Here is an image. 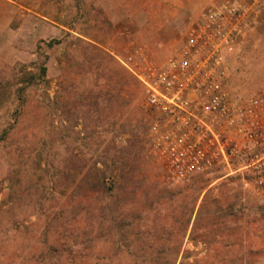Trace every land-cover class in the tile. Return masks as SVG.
<instances>
[{"label": "rangeland", "instance_id": "374dc122", "mask_svg": "<svg viewBox=\"0 0 264 264\" xmlns=\"http://www.w3.org/2000/svg\"><path fill=\"white\" fill-rule=\"evenodd\" d=\"M211 2L0 0V135L16 107L14 90L19 81L29 72H37L44 61L48 67V84L29 91V103L17 129L7 141L0 136V264H20L27 259L32 262L33 258L36 261L35 256L45 247L47 229L53 233L54 228L66 224L83 231L99 221L108 225L117 219L121 208L109 199L103 201V195L98 193L84 195L91 182L88 170L99 146L118 135L123 125L128 127L127 135L118 141L129 139L130 126L138 127L140 145L144 148L143 158L139 160L147 161L145 150L152 119L144 106L142 87L114 55H124L134 42L163 62L177 50L191 21ZM78 38L88 43H81ZM53 39H64V43L51 49L48 43ZM100 55L106 59L104 63L97 60ZM113 68L125 71L131 85L122 89L116 84L109 76ZM233 69L232 92L245 95L264 88V12L261 22L236 52ZM111 89L125 98L129 96L130 104L123 106L122 100L111 103L107 95ZM114 107L116 110L112 112ZM72 154L79 158H73L68 166L63 165ZM138 166L139 184L132 185L137 196L135 201L128 202V208L137 204L145 193L153 195L162 188L177 193L183 186L197 181L195 178L202 177V182L176 194L175 200L158 204L157 217L152 215L142 224L153 226L160 220L171 226L172 215L174 219L181 208H191L196 202L194 220L207 192L212 198H220L219 204L224 207L241 195L246 216L234 223L241 229L237 232L227 229L213 242L211 261L220 253L230 260L228 264H248L250 249L264 250V213L261 212L264 206L243 189L240 174H229V169L220 167L205 175L168 184L153 161ZM202 185L205 189L200 194L198 189ZM74 190L81 193L73 196ZM102 202L111 207L106 214L98 210ZM57 236L53 234L52 239ZM145 236L146 242L155 239V235ZM67 239L60 236L59 242ZM114 239L113 234L106 232L94 245L92 238L83 241L80 248L83 247L85 256L80 264H98L95 260L100 258V264H105L103 258L110 264H119L123 255L122 264H129L132 256L141 260L146 255L142 239L133 245L126 239L117 244ZM232 242L235 247L227 248ZM184 250L192 252L191 264H203L204 261L198 260L208 256L205 244L196 246L188 238L184 240ZM253 260L264 264V251Z\"/></svg>", "mask_w": 264, "mask_h": 264}, {"label": "built area", "instance_id": "2783aa9c", "mask_svg": "<svg viewBox=\"0 0 264 264\" xmlns=\"http://www.w3.org/2000/svg\"><path fill=\"white\" fill-rule=\"evenodd\" d=\"M263 12L264 0H212L163 62L134 42L114 55L143 89L148 156L166 183L223 167L264 206V88L231 90L235 54Z\"/></svg>", "mask_w": 264, "mask_h": 264}, {"label": "trees", "instance_id": "16d2710c", "mask_svg": "<svg viewBox=\"0 0 264 264\" xmlns=\"http://www.w3.org/2000/svg\"><path fill=\"white\" fill-rule=\"evenodd\" d=\"M78 41H81V43H88L87 40L82 38H78ZM63 43L64 39H53L48 43V47L52 49ZM97 60H99V63H104L106 59L100 55V58ZM109 76L111 79H115V83L119 84L122 89L131 85V79L127 77L123 70H116L113 68V70L109 71ZM47 84L48 67L46 61L39 65L37 72H29L25 78L19 81L14 90L16 107L10 114L8 124L2 128L0 135L1 140H9L14 130H16L20 124L29 103V91L37 86L44 87ZM115 92H117L115 89H111L107 93L111 103L122 100L124 103L123 106H128L130 104L131 99L129 96L125 98V96H121L122 93L120 91V94H115ZM119 109H121V107ZM115 110V107L111 109L112 112ZM94 113H96V111ZM130 127L132 130L131 134H129V139L118 141V138H123L124 135H127L128 127L123 125L122 131L111 139L110 142L99 146L96 159L87 173V176L89 174L91 176L90 188L88 187L86 191H84L86 197L92 193L102 194L103 201L109 199L118 209L121 208L120 215H118L117 219L113 220V222L108 225L105 221H99L97 224H92L91 229L83 231H80V227L66 224H61L59 228H54L53 233L47 229L44 234L45 247L39 256H35V259L37 258L36 261L33 258V263V261L31 262L27 259L20 264H66L63 259L70 261L72 264H80V259H84L85 256V253L82 251L83 247L80 248L83 241H88V238H92V244L94 245V243H97V238L101 237L106 232H110V234L115 236L116 239L114 240L116 241L114 242L117 244L125 239L129 242V245H133L136 241H140L141 239L144 241L142 248L147 250L145 253L146 255L141 260L136 256H132L131 259L128 258L130 261L129 264H191L192 252L190 250H184V240L186 238L196 246L203 243L207 247L208 256L198 260L199 262L203 263L204 261L210 264H228L230 262V260H227L226 257L220 255V253L214 255V260L211 261V252L213 251L211 245L214 241H217L225 230L228 229L237 232L241 229L239 225L234 224L237 218L246 216V208L243 207L241 203V195H237L232 201L229 200L228 204L224 207L219 204L220 198H212L211 194L207 192L194 220L196 202L191 208L187 207L185 209V206L181 208L179 214L176 216L177 218L175 217L173 219L172 215V220L169 224L172 222L174 223L171 226L160 220L153 226L144 225L142 222L152 217V215L156 216L155 210L158 204H163L167 199L171 201L175 200L176 194L184 193L185 189L192 188L196 183L202 182L200 181L202 177L201 179L195 178L197 181L193 182V184L183 186V190L177 193H172L166 188H162V190L157 191L153 195L145 193L137 204L129 206L130 208H128V202L131 199L135 201L137 196V190L132 188V185L139 184L138 175L141 173V169L138 164L141 163V165H143L145 163L149 164V161L152 162V159L148 156L149 143L145 150V156L148 160H139L143 158L142 154L144 150V148L141 147L142 145H140L142 143L140 131L138 127ZM73 158L79 157L72 154L63 161V165L66 164V166H68L71 164ZM86 165L87 164H84V166ZM83 171L82 169L80 172L82 173ZM203 189H205L203 185L199 187L198 191H200V194L203 192ZM67 190H70V187H68ZM79 193H81V191L74 190L72 195L75 196ZM104 203L105 204L102 202L98 210L100 213L106 214L110 211L109 208L111 207L107 206V202ZM263 208L264 207H262V209ZM256 211L259 212V210ZM261 212L264 213L263 211ZM161 214L162 213L159 212L160 216ZM166 215L169 219V214ZM60 227L62 230H60ZM56 233L59 234V236H57L56 239L54 237L52 239L53 234L56 235ZM146 234L149 236L155 235V239L146 242ZM60 236L68 238L67 241L62 243L59 242ZM235 245L236 244L232 242L227 244L226 247L232 249ZM263 251L262 249H250L249 256L251 258H248V264H256L257 260L253 259H257ZM122 257L118 260L119 264L125 261V256ZM100 259L95 260L96 263L100 264V262H98ZM103 260L105 264H110L105 258H103Z\"/></svg>", "mask_w": 264, "mask_h": 264}]
</instances>
